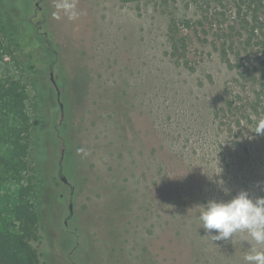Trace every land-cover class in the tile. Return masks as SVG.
I'll return each instance as SVG.
<instances>
[{"label":"rangeland","instance_id":"374dc122","mask_svg":"<svg viewBox=\"0 0 264 264\" xmlns=\"http://www.w3.org/2000/svg\"><path fill=\"white\" fill-rule=\"evenodd\" d=\"M58 2L0 0L2 73L29 94L30 160L40 120L48 129L52 218L36 242L47 264H247L264 246L246 232L214 241L198 213L242 189L264 196V139L249 155L215 121L232 75L216 50L194 44L195 69L169 57V17L192 9L78 0L70 20Z\"/></svg>","mask_w":264,"mask_h":264},{"label":"trees","instance_id":"16d2710c","mask_svg":"<svg viewBox=\"0 0 264 264\" xmlns=\"http://www.w3.org/2000/svg\"><path fill=\"white\" fill-rule=\"evenodd\" d=\"M185 2L192 12L173 15L167 23L168 55L182 66L195 69L189 58L194 44L217 51L232 75L223 89L224 105L215 111L214 119L226 124L223 131L237 148L252 155L249 140L264 139V134L254 132L257 123L264 120V0ZM1 17L0 13V264H47L48 255L42 256L36 242L40 227L45 228L52 218L48 129L40 120L39 151L30 160L29 94L25 84L2 73L11 49L4 39ZM64 173L62 166L56 175Z\"/></svg>","mask_w":264,"mask_h":264},{"label":"clouds","instance_id":"9594fccd","mask_svg":"<svg viewBox=\"0 0 264 264\" xmlns=\"http://www.w3.org/2000/svg\"><path fill=\"white\" fill-rule=\"evenodd\" d=\"M77 2L59 0L56 7L70 20H75L84 14L77 9ZM254 132L264 134V120L257 123ZM228 191L224 189L225 193ZM200 207L202 227L209 233L215 230V234H211L214 241H227L236 233L246 232L251 238L250 243L254 241L256 245L264 246V196L253 198L247 190L242 189L228 200L213 198ZM244 259L247 264H264V248L253 247Z\"/></svg>","mask_w":264,"mask_h":264}]
</instances>
